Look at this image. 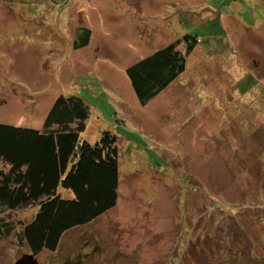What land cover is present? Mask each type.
<instances>
[{"label": "rangeland", "instance_id": "1", "mask_svg": "<svg viewBox=\"0 0 264 264\" xmlns=\"http://www.w3.org/2000/svg\"><path fill=\"white\" fill-rule=\"evenodd\" d=\"M83 24L92 41L74 53L73 26ZM186 34L201 39L186 70L141 107L125 70ZM59 95L90 102L82 140L111 129L114 112L125 121L117 206L65 235L62 255L89 235L81 263L97 262L108 230L112 242L98 264H164L175 251L185 259L211 228L227 230L231 212L206 210L221 205L244 211L233 229L252 228L251 247L264 257L256 236L264 227L253 225L264 218L256 207L264 202V0H0V123L40 129ZM135 111L153 131L148 144L135 139L144 135L130 119ZM188 172L204 196L189 190L193 202L177 228ZM174 229L182 233L170 242ZM8 242L0 237V264L17 255Z\"/></svg>", "mask_w": 264, "mask_h": 264}, {"label": "trees", "instance_id": "2", "mask_svg": "<svg viewBox=\"0 0 264 264\" xmlns=\"http://www.w3.org/2000/svg\"><path fill=\"white\" fill-rule=\"evenodd\" d=\"M73 31L71 48L74 53L87 49L92 41L91 28L83 24L73 26ZM199 44V37L186 34L127 67L125 75L141 107H150L157 95L186 70L187 57ZM181 46L183 50L180 51ZM91 113L89 101L73 95H59L52 102L40 129L0 123V237L9 241V246L14 248L12 251L17 252L15 260L21 252L44 257L45 264H98L108 255V243L112 242L106 236L108 230L99 235L106 247L99 249L97 262L87 258L81 263L80 242L89 235L71 243L69 254L62 255L65 235L105 219L117 206L122 139L117 130L125 125V121L114 112L112 128L102 131L97 141L91 143L81 139ZM161 113L167 117L166 112ZM133 115L130 119L144 133L143 136L135 134L136 141L150 143L153 131L149 129V122L144 123L137 111L132 112ZM188 174L187 191L179 200L181 211L176 216L179 220H176L177 228L180 217L184 224L187 204L193 202L189 190L202 194L199 187L190 183L192 175ZM256 207L262 208L260 212L264 214V202ZM206 210L231 212L227 230L222 226L223 231L217 234V229L212 233L211 228L206 244L199 243V247L183 253L185 259L178 257V251L175 256L166 255L164 264H211L212 260L214 264H264V257L259 255L261 252L251 247L252 228L233 229L243 210L234 208L232 213L229 206L221 208V205L218 209L209 206ZM259 224L264 227V218L253 222V225ZM175 229L171 232L170 242L173 234L182 233ZM256 236L264 250V231L262 234L257 230Z\"/></svg>", "mask_w": 264, "mask_h": 264}, {"label": "water", "instance_id": "3", "mask_svg": "<svg viewBox=\"0 0 264 264\" xmlns=\"http://www.w3.org/2000/svg\"><path fill=\"white\" fill-rule=\"evenodd\" d=\"M13 264H38L36 257L30 253H23Z\"/></svg>", "mask_w": 264, "mask_h": 264}]
</instances>
